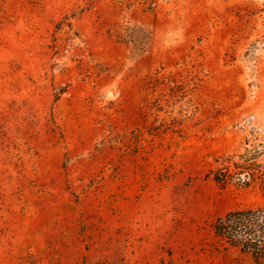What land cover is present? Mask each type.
Listing matches in <instances>:
<instances>
[{
	"label": "rangeland",
	"instance_id": "374dc122",
	"mask_svg": "<svg viewBox=\"0 0 264 264\" xmlns=\"http://www.w3.org/2000/svg\"><path fill=\"white\" fill-rule=\"evenodd\" d=\"M257 142L264 0H0V264H264L212 231Z\"/></svg>",
	"mask_w": 264,
	"mask_h": 264
},
{
	"label": "trees",
	"instance_id": "16d2710c",
	"mask_svg": "<svg viewBox=\"0 0 264 264\" xmlns=\"http://www.w3.org/2000/svg\"><path fill=\"white\" fill-rule=\"evenodd\" d=\"M158 81L159 78H155ZM171 93H180V108L173 117V123L187 118L192 111L189 94L184 85L176 83L172 77L167 78ZM158 100L151 107L157 108ZM181 116V117H180ZM180 120V121H177ZM178 129L177 131H180ZM219 166L213 171V179L219 184L233 183L238 186H249L259 183L264 188V142H257L243 151H235L215 160ZM214 238L225 247H234L249 253L255 260L264 259V205L244 207L227 211L212 222Z\"/></svg>",
	"mask_w": 264,
	"mask_h": 264
}]
</instances>
